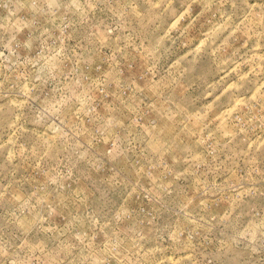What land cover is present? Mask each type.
I'll return each mask as SVG.
<instances>
[{
  "label": "rangeland",
  "instance_id": "obj_1",
  "mask_svg": "<svg viewBox=\"0 0 264 264\" xmlns=\"http://www.w3.org/2000/svg\"><path fill=\"white\" fill-rule=\"evenodd\" d=\"M0 264H264V0H0Z\"/></svg>",
  "mask_w": 264,
  "mask_h": 264
}]
</instances>
